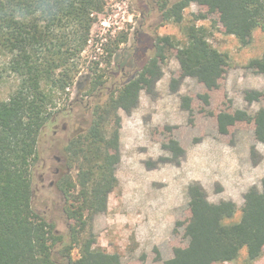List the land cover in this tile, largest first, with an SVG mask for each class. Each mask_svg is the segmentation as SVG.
<instances>
[{
	"label": "trees",
	"instance_id": "1",
	"mask_svg": "<svg viewBox=\"0 0 264 264\" xmlns=\"http://www.w3.org/2000/svg\"><path fill=\"white\" fill-rule=\"evenodd\" d=\"M108 1L0 0V86L7 78L16 81L7 99H0V264H122L119 254L98 245L94 231L95 218L108 210L110 196L120 187L121 112L131 115L140 106L142 93L157 96L164 68L173 57L180 66L178 79L171 84L174 93L184 79H196L204 91L199 98L209 107L212 96L224 91L230 57L212 45L211 31L199 22L215 19L227 35L245 47L252 43L255 30L264 32V0L163 1V21L178 26L185 39L158 36L154 55L137 75L111 91L105 101L95 103L87 126L67 141L65 170L56 184L68 224L63 236L34 209L33 168L38 161L39 138L63 114L61 101L75 85L82 54ZM193 5L203 11L192 13L185 23V12ZM127 41V34L119 36L114 48H107L109 58ZM247 68L264 76V55L251 60ZM105 77V71L93 70L90 95L103 89ZM244 97L253 104L261 102L264 95L247 90ZM182 102L183 109L192 113L190 98L183 97ZM216 119L220 135L253 128L256 143L264 145V105L251 115L234 109L225 97ZM162 149L170 156L146 162L148 168L169 163L180 166L186 156L172 136L166 137ZM250 155L258 165L256 145L250 147ZM187 195L186 216L174 229L182 236L183 245L174 248L169 259L156 251L155 262L233 264L243 251L247 264L262 257L264 177L260 186L245 193L242 207L231 200L211 202L198 181L189 184ZM75 251L78 258L73 256Z\"/></svg>",
	"mask_w": 264,
	"mask_h": 264
},
{
	"label": "rangeland",
	"instance_id": "2",
	"mask_svg": "<svg viewBox=\"0 0 264 264\" xmlns=\"http://www.w3.org/2000/svg\"><path fill=\"white\" fill-rule=\"evenodd\" d=\"M163 1H108L92 30L90 44L82 54L75 85L68 98L61 101L63 114L39 138L38 161L33 168V206L63 236L68 233V224L63 213L64 199L56 184L65 170L63 149L67 141L87 126L95 103L105 101L111 91L137 75L154 55L158 36L185 39L178 26L163 21L160 12ZM201 11L199 6L193 5L185 12V23L192 13ZM105 21H108L107 26L102 24ZM198 25L208 28L212 33V45L230 57L231 67L226 74L224 91L212 96L209 107L199 98L204 91L196 79H184L179 91L174 93L171 84L178 79L180 66L173 57L164 68L157 96L142 93L140 106L131 115L121 112L122 161L117 172L120 187L110 196L108 210L95 218L94 231L98 245L119 254L122 264H158L155 262L156 251L163 259H169L174 248L183 245L182 236L174 229L176 222L186 216L190 180L208 174L203 181L211 202L231 200L242 207L245 193L252 186H260L264 177V145L256 143L253 128L232 129L228 136H222L216 119L225 97L232 101L234 109L251 115L264 105V97L253 104L244 97L247 90H257L264 95V76L247 68L251 60L264 55V32L255 30L252 43L245 47L234 36L227 35L215 19ZM122 34H127V43L120 45L109 58L107 48H114ZM93 70L105 71L107 77L103 89L90 95L88 89ZM15 88L14 79L4 80L0 86V99H7ZM183 97L190 98L192 113L183 109ZM168 136L179 141L186 150V158L180 166L169 163L156 169L148 168L146 162L170 156L162 149ZM214 144L226 149L228 154L223 155ZM252 145H256L258 151L259 164L256 166L250 155ZM194 152L196 158L192 161ZM238 219L240 214L236 216ZM73 256L78 258V252L75 251ZM245 258L243 251L239 261L233 264H247ZM252 264H264V253Z\"/></svg>",
	"mask_w": 264,
	"mask_h": 264
},
{
	"label": "crops",
	"instance_id": "3",
	"mask_svg": "<svg viewBox=\"0 0 264 264\" xmlns=\"http://www.w3.org/2000/svg\"><path fill=\"white\" fill-rule=\"evenodd\" d=\"M141 103V102H140ZM213 144V143H212ZM214 146H216V147H219L220 148V150L222 151V154L223 155H225L227 152H226V149H224L223 147H221V146H218V145H216V144H214ZM196 151H197V149H196ZM195 151V152H196ZM194 152V154H193V158H192V161L196 158V153ZM228 154V153H227ZM187 155V154H186ZM222 155V156H223ZM185 158H186V156H185ZM191 162V161H190ZM208 177V174H206V173H204V174H202L200 177H198V178H196V179H192V180H190V182H189V184L191 183V182H193V181H198V182H200L203 186H204V188L206 189V185H205V183H204V179H206ZM189 184H188V186H189ZM188 188V187H187Z\"/></svg>",
	"mask_w": 264,
	"mask_h": 264
},
{
	"label": "built area",
	"instance_id": "4",
	"mask_svg": "<svg viewBox=\"0 0 264 264\" xmlns=\"http://www.w3.org/2000/svg\"><path fill=\"white\" fill-rule=\"evenodd\" d=\"M102 24H103L104 26H107V25H108V21L102 22Z\"/></svg>",
	"mask_w": 264,
	"mask_h": 264
}]
</instances>
